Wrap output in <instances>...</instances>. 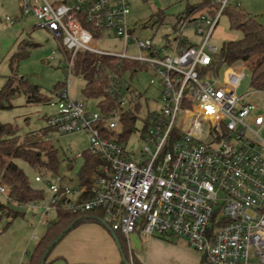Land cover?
Listing matches in <instances>:
<instances>
[{"label": "built area", "instance_id": "built-area-1", "mask_svg": "<svg viewBox=\"0 0 264 264\" xmlns=\"http://www.w3.org/2000/svg\"><path fill=\"white\" fill-rule=\"evenodd\" d=\"M219 2L214 16L198 13L182 20L173 35L158 44L134 34L129 0L57 5L18 0L21 13L31 14L35 26L58 40L49 60L63 69L65 81L49 101L54 111L46 116L45 127L58 135L85 132L87 152L100 159L87 188L65 184L58 174L35 173L33 181L45 190V197L19 207L41 210L42 223L58 206L73 213L102 209L101 220L124 237L131 264L134 233L143 240L185 238L207 264H264V141L258 135L264 115L237 91L247 65L222 74L203 72L217 51L211 36L229 0ZM83 22L99 31L114 30L124 49L130 44L136 53L98 49ZM190 27L200 38L198 44L186 38ZM79 51L135 61V73H150L149 84L157 87L161 108L149 109L148 116L143 112L130 134L121 135L122 117L139 101L141 91L123 75L111 73L109 77L120 82L108 88L116 96L110 111L92 110L84 100L72 99L73 60ZM108 131L115 135L107 136ZM134 133L143 142L139 151L128 144ZM33 136L52 139L41 132ZM8 193L9 186L0 183V199Z\"/></svg>", "mask_w": 264, "mask_h": 264}, {"label": "trees", "instance_id": "trees-1", "mask_svg": "<svg viewBox=\"0 0 264 264\" xmlns=\"http://www.w3.org/2000/svg\"><path fill=\"white\" fill-rule=\"evenodd\" d=\"M219 5L220 3L213 0H193L190 2L187 0L184 10L174 17L173 31H175V28L182 20H191L196 13L202 10H206L207 15L214 16ZM221 15H225L228 18L231 29L242 32V37L223 41L212 55L210 65L203 72L212 71L216 73L223 65L231 66L236 62H243L248 67L250 87L254 90H264V26L254 16L240 8L237 3L228 2L223 7ZM164 18V11L157 10L151 15L152 24L160 25ZM83 24L92 31L94 36L99 32L98 29H95L89 23L83 22ZM165 37L168 38L169 35L167 34ZM24 44L27 48H23L21 52H15L11 57L15 62L27 57L30 54L29 48L37 45V43L32 42ZM65 52L67 54L69 51L65 48ZM118 63L120 67H117ZM12 65L13 62L10 63V66ZM137 69H139L138 64L132 60L79 51L74 56L72 71L73 75L79 76L84 80V86L81 89L84 97L89 101H94L95 108L108 112L116 105V96L108 92V88L112 83L116 85L120 82L119 79L110 78L109 75L117 73L118 77L121 78L122 75L124 76L128 72L129 77L126 80L131 82ZM61 85L62 82H58L54 88L56 89ZM20 92L25 95L28 103L45 101L39 85L30 83L26 78L12 73L6 76L5 82L0 88V110L11 108V98ZM138 95L139 101L133 105L129 114L126 113L122 117L123 133L121 135H124V137H127L133 130L138 119H140V115L149 110L148 101L143 92H139ZM148 115L149 112L147 113ZM18 130L19 127L15 124L0 122V183L9 186L8 198L0 199V222L5 221L4 224L0 225V234L5 232L16 218L25 217V212L14 205L41 200L45 197V190L31 184L22 164H25L36 174L44 176L48 173L58 174L61 175L65 184L76 183L87 188L89 177L100 162L99 158L92 156L87 150H83L81 153L83 161L77 175L73 177L64 173L60 174V165L64 159L59 154L53 140H43L35 137L33 132L20 134ZM40 132L48 134L49 129L43 127ZM106 135L111 137L115 134L112 131H108ZM70 163L71 161L68 160L67 167L71 169ZM83 196L87 198V192ZM55 212L57 219L46 226L44 233L38 238L28 262L24 264H39L40 258L48 248L49 243L66 227L70 226L68 229L70 231L73 227L83 222L99 223L103 216L102 209L73 213L58 206ZM115 233L121 248V254L129 261L125 239L119 232ZM54 246L49 249L48 255ZM120 264L125 263L121 261ZM134 264L143 263L135 257Z\"/></svg>", "mask_w": 264, "mask_h": 264}, {"label": "rangeland", "instance_id": "rangeland-1", "mask_svg": "<svg viewBox=\"0 0 264 264\" xmlns=\"http://www.w3.org/2000/svg\"><path fill=\"white\" fill-rule=\"evenodd\" d=\"M51 4L73 3V0H48ZM193 1V0H188ZM220 3V0H213ZM130 14L128 16L129 24L134 34L138 37H152L153 41L162 44L165 41V35H173L172 25L174 17L182 12L186 6L187 0H129ZM230 3H237L240 8L250 13L256 20L264 26V0H229ZM18 0H0V88L5 82L6 76L16 73L19 77L26 78L30 83L40 86V91L45 97V101L39 103H28L25 95L20 92L15 94L10 102L11 108L0 110V122H10L19 127L18 132L39 130L45 125V116L54 111L49 101L55 99V93L59 90L54 86L58 82L65 81V75L61 67H57L55 61H50L49 56L53 49H56L57 39L42 28L35 26V20L31 14H22L18 8ZM157 10H163L165 14L164 21L157 25L152 24L151 15ZM207 14L202 10L199 14ZM8 17L9 19H6ZM187 29L184 33L191 43L198 44L200 38L193 30ZM242 37L240 30L231 29L228 18L221 15L211 36V43L220 47L226 40H234ZM26 42H35L36 46L29 48L30 54L23 59L15 62L11 57L17 51H22ZM92 45L98 49L108 52L136 53L130 47V44L124 49V41L114 30L101 29L92 39ZM13 65L10 66V63ZM247 65L243 62H236L231 66L223 65L219 70L220 74L226 69H238ZM150 73L141 69L133 74L132 85L139 91L144 92L147 98L149 109H160L162 106L160 94L155 85L149 84ZM127 73L124 78H128ZM72 83L70 85V97L74 100H84L87 106L94 110V101L87 100L82 94L81 89L84 86V80L71 74ZM237 91L239 94L245 92V99L252 101L258 107L257 112L264 115V90L255 91L250 87L249 71H246V77L240 82ZM47 114V115H46ZM52 140L58 148L59 154L64 159L60 165L59 173L75 177L82 164L83 158L78 157L87 148V135L85 132H75L69 134H53ZM259 137L264 141V125L258 132ZM129 146L136 150H141L143 142L138 139L137 134H132L129 139ZM68 160L71 161L72 168L67 167ZM33 186L41 187L40 184L33 181L34 172L28 167H24ZM17 208V205H14ZM26 214L33 218V213L27 207H20ZM34 219H39L38 214L41 210L35 211ZM25 216V218H26ZM49 222L56 219L55 210H51L47 215ZM5 221H1L0 225ZM45 223L40 224L38 234L44 232ZM148 239V240H147ZM147 239L131 235L130 244L135 253L139 256L143 264H207L201 255L190 247L187 240L182 237L154 236ZM128 258L130 256L128 254ZM135 256L133 254V264Z\"/></svg>", "mask_w": 264, "mask_h": 264}, {"label": "crops", "instance_id": "crops-1", "mask_svg": "<svg viewBox=\"0 0 264 264\" xmlns=\"http://www.w3.org/2000/svg\"><path fill=\"white\" fill-rule=\"evenodd\" d=\"M17 6L19 8V3ZM245 93L248 95L252 92ZM44 119H46V116ZM40 129L30 132H40ZM48 134H51V132L49 131ZM22 165L27 167L25 164ZM17 207L20 209L18 205ZM27 209L34 212L33 218L26 216V214V218L18 217L5 232L0 234V264H24L28 262L38 238L44 233L37 235L40 224L44 223L40 222V218L36 223V219H34V217H37L36 212L29 207ZM38 217H40V213ZM46 220L44 231L50 223L47 218ZM132 235L139 237L137 233ZM133 254L140 260L137 253L133 251ZM121 261L120 252L108 228L98 222H83L68 231L54 246L46 259V264H120Z\"/></svg>", "mask_w": 264, "mask_h": 264}, {"label": "water", "instance_id": "water-1", "mask_svg": "<svg viewBox=\"0 0 264 264\" xmlns=\"http://www.w3.org/2000/svg\"><path fill=\"white\" fill-rule=\"evenodd\" d=\"M99 223L105 225V226L108 228V230L110 231L112 237L114 238V240H115V242H116L117 248H118V250H119V252H120V255H121V258H122V261H123L125 264H131L130 261H127V260L125 259V257L121 254V248H120V245H119V243H118V241H117V239H116V233H115L114 231H112V230L110 229V227H109V226H108L103 220H99ZM69 228H70V226L66 227L61 233H59V235H58L56 238H54V239L49 243L48 248L44 251L43 255H42L41 258H40V262H39V264H45V260H46V258H47V255H48L49 249H51L55 244H57V243L60 241V239L64 236L65 232L68 231Z\"/></svg>", "mask_w": 264, "mask_h": 264}]
</instances>
